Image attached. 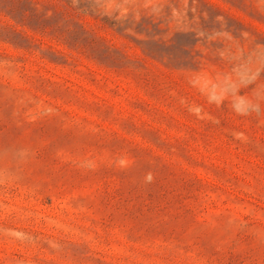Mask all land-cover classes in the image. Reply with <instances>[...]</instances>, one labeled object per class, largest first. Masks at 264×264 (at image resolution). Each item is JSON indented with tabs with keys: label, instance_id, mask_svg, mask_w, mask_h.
Wrapping results in <instances>:
<instances>
[{
	"label": "rangeland",
	"instance_id": "374dc122",
	"mask_svg": "<svg viewBox=\"0 0 264 264\" xmlns=\"http://www.w3.org/2000/svg\"><path fill=\"white\" fill-rule=\"evenodd\" d=\"M0 264H264V0H0Z\"/></svg>",
	"mask_w": 264,
	"mask_h": 264
},
{
	"label": "trees",
	"instance_id": "16d2710c",
	"mask_svg": "<svg viewBox=\"0 0 264 264\" xmlns=\"http://www.w3.org/2000/svg\"><path fill=\"white\" fill-rule=\"evenodd\" d=\"M47 30H48L47 28H43V29H42V33H43V34H44V33H47Z\"/></svg>",
	"mask_w": 264,
	"mask_h": 264
}]
</instances>
